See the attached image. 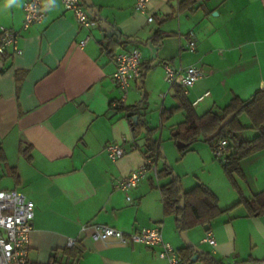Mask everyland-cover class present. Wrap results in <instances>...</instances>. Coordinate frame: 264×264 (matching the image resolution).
Instances as JSON below:
<instances>
[{
    "label": "crops",
    "instance_id": "obj_1",
    "mask_svg": "<svg viewBox=\"0 0 264 264\" xmlns=\"http://www.w3.org/2000/svg\"><path fill=\"white\" fill-rule=\"evenodd\" d=\"M26 1L0 0V29L19 32L23 50L0 56V189H17L36 204L32 263L48 264L54 254L67 261L64 251L75 239L81 252L71 264H167L158 247L94 240V230L84 227L98 224L126 233L161 225L165 240L179 252L191 246L221 264L264 261V212L234 206L242 196L264 191V149L242 160L244 177L234 175L238 188L207 149L215 175L211 172L209 181L181 179L182 189L206 184L228 211L185 231L164 210L162 186L172 176L149 172L130 192L132 201L116 188L118 179L144 165L147 150L146 130L136 137L120 106L141 104V117L156 129V140L164 130L172 137L186 119L184 111L162 119L164 110L176 106L181 88L165 81L166 62L204 70L206 76L187 95L199 115L220 111L235 95L247 100L263 88L264 0H152L145 12L136 10V0H83L98 21L92 29L79 26L61 0H49L46 18L24 29ZM191 32L195 50L188 48ZM89 33V43L80 46ZM135 47L142 50L145 77L132 83L118 105L123 92L112 79L114 58ZM241 120L249 127L242 138H253L257 132L249 117ZM110 142H123L126 155L113 161L106 150ZM208 232L215 245L204 241ZM198 259L193 261L204 264Z\"/></svg>",
    "mask_w": 264,
    "mask_h": 264
},
{
    "label": "built area",
    "instance_id": "obj_2",
    "mask_svg": "<svg viewBox=\"0 0 264 264\" xmlns=\"http://www.w3.org/2000/svg\"><path fill=\"white\" fill-rule=\"evenodd\" d=\"M68 11L74 13L79 26L92 29L98 25V21L91 17L84 7L83 0H61ZM152 0H136V10L145 12ZM49 0H27L24 5L23 28L28 29L33 24L42 22L47 16ZM153 18L149 17V21ZM188 48L195 50L197 42L195 33H189ZM89 33L80 41V46H86L91 40ZM21 54L19 32L2 26L0 29V56L9 53ZM115 72L113 82L122 92L123 97L117 103L123 104L129 89L134 81H138L143 75V53L139 47L124 50L115 55ZM165 81L170 87L180 86L185 95L200 79L206 76L200 67L189 66L176 68L170 63L164 64ZM228 139L219 140L213 147V153L218 158H225L228 151ZM106 150L113 161L123 158L127 149L123 142H110ZM149 172L158 175V165L155 157L148 154L143 166L132 171L128 176L116 181V188L125 192L128 201H132L130 192L137 188ZM36 204L23 192L17 189H0V264H33L30 259L31 234L34 230ZM92 228V237L96 241H104L114 238L124 244L141 243L149 247H158L159 258L167 264H199L192 260L185 261L180 252L164 238L161 225L143 228L135 232L126 233L120 229L108 225H86L84 229ZM205 242L216 244L212 232H208ZM77 240L70 239L68 247H74ZM245 264H264V261H250Z\"/></svg>",
    "mask_w": 264,
    "mask_h": 264
},
{
    "label": "trees",
    "instance_id": "obj_3",
    "mask_svg": "<svg viewBox=\"0 0 264 264\" xmlns=\"http://www.w3.org/2000/svg\"><path fill=\"white\" fill-rule=\"evenodd\" d=\"M142 79L145 77V67H143ZM18 83L22 81V76L18 74ZM177 104L175 107L164 110L162 113L163 121H167L178 111L186 113V119L180 123L172 132V138L176 141H182L187 144L186 147H180L181 152L188 151L193 144L200 139L209 143L213 147L221 139H228V151L225 158L221 159L225 174L231 183L238 188L235 174L244 177L242 169V160L264 149V88L257 90L254 95L244 100L235 95L230 103L220 111H208L203 115H199L193 104L185 95L182 88H177L176 93ZM141 104L131 106L122 105L120 110L128 112L127 116L133 127L134 135L138 137L146 130V145L147 150L145 156L155 157V162L158 164L161 158L159 140L154 138L156 129L149 128L148 124L142 119ZM247 115L250 119V128L255 130L257 134L253 138L244 139L241 134L247 126L243 124L241 117ZM138 116V122H134V117ZM232 116L233 118L222 129L218 137L212 141H208V136L217 130L220 124ZM22 153L28 154L27 150L23 149ZM2 150L0 148V157ZM218 158V157H217ZM159 176H172V180L162 186L164 210L166 214H174L177 220L178 229L185 231L198 224H209L214 219L222 215L228 210H222L219 206V197L206 184H198L189 191L182 189L179 176L173 173V170L165 166ZM244 204L252 214H261L264 212V191L255 194L251 198L242 196L234 206ZM81 252V247L76 243L74 247L65 249L64 254L67 256V261L58 259L57 255H53L48 264H71L70 260L76 258ZM199 254L198 261L204 264H221L210 253H198L193 247H185L180 249V255L185 261L192 260L193 257ZM194 262V261H193Z\"/></svg>",
    "mask_w": 264,
    "mask_h": 264
},
{
    "label": "rangeland",
    "instance_id": "obj_4",
    "mask_svg": "<svg viewBox=\"0 0 264 264\" xmlns=\"http://www.w3.org/2000/svg\"><path fill=\"white\" fill-rule=\"evenodd\" d=\"M152 125L154 126L155 124ZM158 133L159 137H161L160 129ZM161 138L162 139L158 138L160 143L159 148L164 157L161 154L158 167L164 168L165 166H168L173 170L174 174L180 176V180L183 179L184 182H187L188 179H195V181L211 180V172L212 175H215V169L212 163L206 159L207 149L211 151L210 153L212 154L213 159L225 173L221 159L215 156L211 150L210 144L205 142L203 139L197 141L188 151L183 153L178 146L179 141H176L172 137L169 138L167 130H164L163 137ZM232 186L235 187L233 184ZM221 194H223V192Z\"/></svg>",
    "mask_w": 264,
    "mask_h": 264
},
{
    "label": "water",
    "instance_id": "obj_5",
    "mask_svg": "<svg viewBox=\"0 0 264 264\" xmlns=\"http://www.w3.org/2000/svg\"><path fill=\"white\" fill-rule=\"evenodd\" d=\"M263 88H264V86H263ZM232 118H233V117L230 116L229 118H227L226 120H224V121L220 124V126L217 128V130H216L215 132H213L211 135L208 136V138H207L208 141H212L213 139H215L216 137H218L219 134L221 133L222 129L227 125V123H228ZM134 122H135V123L138 122V116H135V117H134ZM178 146H179V147H186L187 144L184 143V142H182V141H179V142H178ZM205 228H206V229H209V228H210V225H206ZM198 257H199V254H196V255L194 256L193 260H194V261H197Z\"/></svg>",
    "mask_w": 264,
    "mask_h": 264
}]
</instances>
